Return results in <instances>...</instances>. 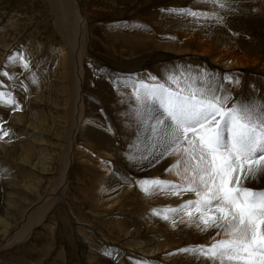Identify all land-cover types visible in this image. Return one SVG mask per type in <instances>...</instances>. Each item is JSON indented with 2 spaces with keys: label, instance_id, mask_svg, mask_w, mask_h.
Wrapping results in <instances>:
<instances>
[{
  "label": "rangeland",
  "instance_id": "obj_1",
  "mask_svg": "<svg viewBox=\"0 0 264 264\" xmlns=\"http://www.w3.org/2000/svg\"><path fill=\"white\" fill-rule=\"evenodd\" d=\"M15 1L20 2V0ZM173 1L175 0H164V3H168L167 7L171 8L172 5L169 4H173ZM197 1L191 0L194 4ZM26 2V6L19 5L20 8L18 6L16 11L15 8L12 9L15 6L13 0L12 3H6L8 8L7 6L5 8L0 0V10L6 12V19L0 20V27L7 30L6 33L3 30L4 35L0 36V91L3 90L0 93L6 97L0 99V128L8 132V136L0 139V144L2 143L0 232H3L0 233V242L4 239L5 230L8 231V228L20 221L23 212L34 206L45 190L53 186L55 181L57 182L65 150L63 144L66 143L71 116L69 111L71 94L70 91L68 92L71 84L67 78L68 72L66 75L63 74L65 80L60 78L61 70H65V66L60 65L58 57L64 55L66 58H71L68 45L73 37L71 34L69 36L59 31L57 18H54L48 4L46 5L43 0H26ZM122 2L124 3L123 0ZM129 2L125 1L124 4L127 6L123 3H112L111 0H82L80 3L84 8L83 15L87 26V30L83 32V47L87 45L82 50L84 54L81 65L84 71L82 72L84 109L82 130L80 129L75 137L73 164L70 163L65 180L68 184L61 200L38 219L40 222L34 224L31 228L33 231L27 232L24 240L14 239V242L12 238L4 247L0 244V264H98L101 261L97 260L101 256H109L111 261H102L100 264H219L218 261L206 259L192 251H178L191 249L194 246L211 245L221 237L216 235L217 229L201 231L196 226L198 218H194L190 223L189 218L182 212L170 214L168 220L162 218L166 208H178L187 200H194L196 197L193 194L174 196L167 191L152 189L146 194L139 187V181L145 178H158L172 184H180L183 182L184 169L181 166L179 169L173 168L167 171L178 160L175 154L165 156L156 162L153 153L159 149H153L154 141L150 131L138 125L134 114L136 108L134 93L143 84L165 82L167 76L174 74L180 77L182 72L193 77L195 84L192 83L193 81L191 83L197 88L211 89L216 83L213 88L217 87L218 95L231 97L226 105L229 108L241 101L264 102V98H259L262 91L256 84L247 80V77L252 75L248 74L253 69L252 65L259 64V59L264 55V39L248 37L245 40L242 47L244 51H240V60L243 62V66L240 67L245 68L246 71L240 67L224 69L225 67L221 64L217 65L209 54L207 56L205 53L206 56H203L204 46L199 49L198 44L194 43L187 47L173 41L172 36L151 29L153 19L157 24L161 23L159 26L165 27V22L159 20L161 15L158 17L160 12L166 10L165 6L153 4L152 0L149 1L150 3L146 0L141 2L137 0L139 5L136 0ZM200 4L206 6L204 0H201ZM135 6L138 8L136 9ZM149 16L150 24L147 21ZM171 18L173 19L172 15L168 16L166 22L174 23V19ZM6 21L9 23L8 26ZM4 22L6 25L3 24ZM16 25L18 28L15 27ZM133 31L135 36L138 34L140 38L147 33L152 35L153 48L147 49L144 48L145 44L128 43L122 39V36ZM219 36L220 33H214V38ZM205 38L211 40L210 37L205 36L201 40ZM222 38H225V35H222ZM21 49L24 51L21 52ZM25 63L29 64L26 68L23 66ZM173 70H176V73H173ZM180 79L181 86H186L187 81L183 77ZM197 81L199 86L196 84ZM47 83H51V87ZM40 90L44 93L42 94ZM8 98L14 100L17 105L23 104L21 109L13 108L8 103ZM151 108L154 116L159 115L158 105L154 103ZM57 116H62L58 123ZM15 120L19 121L18 124ZM11 136L13 137L10 138ZM23 142H29L33 147L35 145V151L26 158L23 156L24 149L21 145ZM41 147L46 149L45 158L52 157L49 160L50 167L48 165L43 167L46 163L40 154ZM39 158L42 160L39 161ZM171 159L176 162L174 160L172 162ZM16 170L21 172L18 173ZM175 170L180 171L181 176H178ZM14 176L20 179L17 180ZM25 177L32 180L26 182ZM260 177L257 179L248 177L252 181L248 188L254 187L253 190H257L261 187L257 191L264 190V176ZM243 182L245 183V180ZM256 184L259 187H256ZM7 185L9 187L13 185L12 191ZM244 186L247 187L245 184ZM137 189L138 192H135ZM4 193H7L6 198ZM149 249L151 252L147 251ZM172 255L175 256L176 261ZM133 256L136 261L133 260Z\"/></svg>",
  "mask_w": 264,
  "mask_h": 264
},
{
  "label": "snow or ice",
  "instance_id": "obj_2",
  "mask_svg": "<svg viewBox=\"0 0 264 264\" xmlns=\"http://www.w3.org/2000/svg\"><path fill=\"white\" fill-rule=\"evenodd\" d=\"M204 2L212 5V11H169L223 23L216 9L230 11L228 0ZM23 66L28 67L26 63ZM180 77L188 82L186 86H181ZM180 77L169 75L165 82L141 85L134 93V114L138 125L150 131L153 149H159L153 153L156 162L178 156L167 171L183 166V182L145 178L139 187L146 194L150 189L174 196L193 194L194 200L166 208L162 218L168 220L170 214L182 212L190 223L198 218L196 226L201 231L217 229L216 235L224 237L209 246L178 251H192L219 264H264V190L243 184L248 177L264 176V102L241 101L229 108L230 96L218 95L215 88H197L191 83L193 77L184 73ZM8 103L19 107L11 98ZM154 103L160 109L155 116ZM0 133V139L8 136L2 128ZM177 175L181 173L177 171Z\"/></svg>",
  "mask_w": 264,
  "mask_h": 264
},
{
  "label": "bare ground",
  "instance_id": "obj_3",
  "mask_svg": "<svg viewBox=\"0 0 264 264\" xmlns=\"http://www.w3.org/2000/svg\"><path fill=\"white\" fill-rule=\"evenodd\" d=\"M5 1V2H4ZM15 6L12 8L15 10L18 9V6H26L27 5V2L26 0H20L19 1H15ZM46 5L48 4V7L50 9V12L51 14H53L55 17L54 18H57L56 19V24L58 26V29L59 31L63 32V33H66V35L68 34H71L72 35V40H70L69 42V49H70V56L71 58L69 57H65L64 55L63 56H60L58 58H60L59 62H60V65L61 66H65V70L63 69L64 67H62V69L64 70H61V77L63 80L64 79V76L63 74L65 73L66 75V72H68V77L69 80H70V84H71V87L68 88V92L71 94V99H70V108L71 110L70 111V124H69V128L67 130V135H66V143L63 144L65 147H63V149L65 148L64 150V154H63V159H61V162H62V165H61V170H60V173H59V176H58V180L57 182L53 184V186H49L47 190H45V193L39 197L38 199V202L32 206L31 208H28L25 212H23V216L21 218L20 221L14 223V225L11 227V228H8L6 226V228H8L9 230H5V235L3 234L4 236V239L0 242V244H3V247L6 243H9L10 240L12 239V241H21V239L24 240V236L27 234V232H29L31 230V228L34 226V224L38 221V219H40L45 213H47L48 211H50L52 209V207L57 204L60 200H61V197L64 195L65 193V188L68 184V182H65V180L67 179V176H68V170H69V167H70V163L73 164V147H74V143H75V137H76V134L79 133V130L82 128V119H83V116H82V110L84 109L83 108V95H82V88H83V76H82V72L83 71V67H81L82 65V55L84 54L82 50H84V47L87 45L86 42L85 46L83 47V41H84V35H83V32L85 30H87V26H86V21L84 19V15H83V6L80 4L82 0H43ZM105 1V0H103ZM110 1V0H109ZM124 3L126 0H123ZM139 2L143 1V0H138ZM147 2H151V0H146ZM153 1V4H158L160 7L161 6H165L164 8L166 9L165 11L163 12H160L158 14V17L159 15H161V17H159V20L161 22H165V27L163 25H160L161 23H156V20H154V22L152 23V30L153 31H157V32H161V33H166L167 35H170L172 36V39L173 41H175L176 43H180V44H183V45H187L188 46H191L192 44L194 45V43H197L198 44V48L202 49V46H204V55L203 56H206L207 54H209L214 62L218 65V64H221L223 65L225 68L224 69H231V68H238L240 66H243V62L240 60V51H244L242 49L243 47V44L245 43V40L248 39V37H254L255 39H259V40H263L264 39V0H228V8L231 9L230 11L229 10H223L221 11L220 9H216V11L220 12V14L222 15L223 17V23L221 24H217L215 22V20L213 19H205V18H199V19H196L194 20L193 17L191 16H180V15H177L175 12H172V11H169V10H174V9H195V10H199V11H212V5H207L204 6V5H201L200 2L201 0H195L197 1L196 4H194V2H191L187 0V2H185V0H175L173 1V4L172 1L169 5H172V7L169 8L167 7L168 3H164V0H152ZM3 2V5L5 6L6 8V3L7 2H11L12 3V0H2ZM112 3L114 2H117V3H121L122 0H111ZM129 2V0H128ZM135 2V1H134ZM133 2V3H134ZM139 2H137L136 0V3L139 5ZM149 2V3H150ZM166 2V1H165ZM168 2V1H167ZM123 3V2H122ZM121 3V4H122ZM123 3V4H124ZM130 3V2H129ZM144 3V2H143ZM2 4V3H1ZM8 4V3H7ZM14 4V3H13ZM132 4V2H131ZM130 4V5H131ZM135 4V5H137ZM153 4H150V5H153ZM203 4V3H202ZM126 5V4H124ZM129 5V6H130ZM133 5V4H132ZM131 5V6H132ZM156 5V6H158ZM19 6V8H20ZM127 6V5H126ZM128 6V7H129ZM1 7V6H0ZM133 7V6H132ZM136 7V6H135ZM153 7V6H152ZM155 7V6H154ZM3 8V7H2ZM8 8V6H7ZM10 8V7H9ZM23 8V7H22ZM124 8V7H123ZM134 8V7H133ZM132 8V9H133ZM138 7H136L137 9ZM149 8H151L149 6ZM130 9V7L128 8ZM146 9V8H145ZM124 11L125 8L123 9ZM131 10V9H130ZM17 11V10H16ZM120 11V10H119ZM124 11H121V12H124ZM142 11V10H141ZM147 11V10H145ZM133 12V11H132ZM138 12V11H137ZM5 13L3 10L1 11L0 10V20L4 18V20L6 19L5 18ZM127 13V11H126ZM140 13V12H139ZM145 13V12H144ZM10 15V14H9ZM19 15V14H18ZM21 15V14H20ZM172 15L173 16V21L174 23H167L166 21H168V16ZM154 16V15H153ZM18 17V16H17ZM134 18V17H133ZM153 18V17H152ZM151 18V20H152ZM11 19V18H10ZM8 20V19H7ZM142 20V19H141ZM147 20V19H146ZM171 20V21H172ZM144 21V20H143ZM148 23L150 21V16H149V19L147 20ZM146 21V22H147ZM172 21V22H173ZM7 22V21H6ZM152 22V21H151ZM1 23V22H0ZM12 23V22H11ZM10 23V25H11ZM137 23V22H136ZM5 24V22L3 23ZM7 26H8V22L6 23ZM5 24V25H6ZM16 24V23H15ZM150 24V23H149ZM148 24V25H149ZM157 26H156V25ZM168 24V25H167ZM9 25V26H10ZM146 25V24H144ZM4 26V25H3ZM13 26V25H12ZM141 26V25H140ZM150 26V25H149ZM149 26L147 28H149ZM156 26V27H155ZM163 26V28H162ZM15 27L18 28V26L16 25ZM146 27V26H145ZM2 26L0 27V36L4 35V32L3 30L5 29H1ZM6 28V27H4ZM14 28V27H11V29ZM120 28V26H119ZM131 28V27H130ZM134 28V27H132ZM138 28V27H137ZM141 28V27H140ZM144 28V26H143ZM142 28V29H143ZM16 29V28H15ZM141 29V31H142ZM145 29V28H144ZM143 29V30H144ZM116 30V29H115ZM130 29H128L129 31ZM133 29H131L132 31ZM149 30V29H148ZM7 30H5V33H6ZM118 31H120L118 29ZM139 31V29H138ZM140 31V32H141ZM146 31V30H145ZM151 31V30H150ZM17 32V30H16ZM120 32H123V31H120ZM139 32V33H140ZM147 32V31H146ZM152 32V31H151ZM217 32V33H220V38L219 37H215L214 38V33ZM115 33V32H114ZM113 33V34H114ZM116 33H118L116 31ZM123 34V33H122ZM145 34V33H144ZM142 33V35H144ZM6 35V34H5ZM74 35V36H73ZM92 35V34H91ZM116 35V34H115ZM118 35V34H117ZM124 35V34H123ZM137 36H135V33L134 31L133 32H129L127 34H125L124 36H122L123 40L126 41V42H135L139 45H142V44H145L146 47L144 48H153V42L154 41V37L152 35H149L148 33L144 35L143 38H140V36L138 37V34H136ZM140 35V34H139ZM219 35V34H218ZM222 35H225V38H222ZM70 36V35H69ZM86 36V34H85ZM210 37L211 40H208L207 38H205L204 40H201L203 37ZM3 38V37H2ZM1 38V39H2ZM69 38V37H68ZM5 41V40H4ZM3 41V42H4ZM88 41V40H87ZM1 42V41H0ZM37 42V41H36ZM253 43V42H252ZM7 44V43H6ZM250 44V43H249ZM261 44V43H260ZM251 45V44H250ZM61 46V45H60ZM66 46V45H65ZM246 46H248V44H246ZM252 46V45H251ZM263 46V45H262ZM21 47V46H20ZM83 47V49H82ZM64 48V47H62ZM246 48V47H245ZM252 48V47H251ZM257 48V47H256ZM255 48V49H256ZM260 48V47H258ZM20 49V48H19ZM18 49V50H19ZM30 49V48H29ZM58 49V48H57ZM191 49L193 50V48L191 47ZM190 49V50H191ZM197 49V48H196ZM247 49V48H246ZM250 49V48H249ZM254 49V51H255ZM262 49V48H261ZM60 50V49H59ZM64 50V49H63ZM61 50V51H63ZM253 50V49H252ZM21 52H23L24 50L21 49L20 50ZM248 51V50H246ZM246 51H245V55H246ZM195 52V51H194ZM193 52V53H194ZM198 52V51H197ZM197 52H196V55H197ZM250 52V51H249ZM32 53V52H31ZM59 53H61L59 51ZM58 53V55H59ZM63 53V52H62ZM67 53V52H66ZM202 53V52H200ZM206 53V55H205ZM258 53V52H257ZM2 54V53H1ZM9 54V53H8ZM34 54V53H33ZM248 54V53H247ZM254 54V53H253ZM11 55V54H10ZM22 55V54H21ZM30 55V54H29ZM36 55V54H35ZM252 55V54H251ZM208 56V55H207ZM255 56V55H254ZM257 56V55H256ZM262 56V55H261ZM19 57V56H18ZM246 57V56H245ZM251 57V56H250ZM12 58V57H11ZM10 58V59H11ZM20 58V57H19ZM206 58V57H205ZM208 58V57H207ZM210 58V57H209ZM256 58V57H255ZM253 57V59H255ZM259 58V57H258ZM14 59V58H13ZM55 59V58H54ZM4 60V59H3ZM15 60V59H14ZM28 60V59H27ZM63 60H66V62H63ZM212 60V59H211ZM246 60V59H245ZM248 60V59H247ZM21 61V60H20ZM19 61V62H20ZM30 61V60H29ZM210 61V60H209ZM39 62V60H38ZM18 63V62H17ZM21 63V62H20ZM258 63H254L252 65V70L248 73L250 76H246L247 77V80L250 82V83H253V84H256L258 86V88L262 91V95L259 97V98H264V55L259 59V64L257 65ZM29 65V64H28ZM59 65V66H60ZM257 65V66H256ZM33 66V65H32ZM35 66V65H34ZM58 66V67H59ZM249 66V65H248ZM37 67V66H35ZM96 67V66H95ZM242 69L245 70V68L243 67H240ZM4 69V68H3ZM61 69V68H60ZM241 69V70H242ZM247 69V68H246ZM54 70V69H53ZM164 70H167V69H164ZM243 70V71H244ZM35 71V70H34ZM43 71V70H41ZM246 71V70H245ZM33 72V71H32ZM60 72V71H59ZM176 73V70H173V73ZM248 72V70H247ZM247 72H246V75H247ZM45 73V72H44ZM168 73V72H167ZM180 73V72H179ZM177 72V74H179ZM182 73V72H181ZM191 73V72H190ZM36 74V73H35ZM47 74V73H46ZM242 74V73H241ZM45 75V74H44ZM174 75V74H173ZM19 76V75H18ZM179 76V75H178ZM194 76V75H193ZM2 78V77H1ZM45 78V77H44ZM200 78V77H199ZM198 78V80H199ZM48 79V78H47ZM56 79V78H55ZM182 79V78H181ZM196 79V77H195ZM48 81V80H47ZM45 81V82H47ZM193 81V80H192ZM195 81V80H194ZM192 82L195 84V82ZM246 81V80H245ZM4 82V81H3ZM10 82V81H9ZM36 82V81H35ZM44 82V81H43ZM44 82V83H45ZM52 82V81H51ZM182 82V81H181ZM38 83V82H37ZM36 83V84H37ZM41 83V82H40ZM188 83V82H187ZM198 83V81L196 82V84ZM206 83V82H205ZM223 83V82H222ZM221 83V85H223ZM48 85H50L49 83H47ZM68 84V83H67ZM182 84V83H181ZM193 84V85H194ZM216 84V83H215ZM215 84H213L215 86ZM220 84V83H219ZM3 85V84H2ZM46 85V86H48ZM200 84H197V86H199ZM212 85V88L214 87ZM217 85V84H216ZM34 86V85H33ZM196 86V85H195ZM202 86V85H201ZM211 86V85H210ZM5 87V86H4ZM31 87V86H30ZM39 87V86H38ZM41 87V86H40ZM51 87V85H50ZM49 87V88H50ZM23 88V87H22ZM37 88V86H36ZM55 88V87H54ZM53 88V89H54ZM175 88V87H174ZM199 88V87H198ZM217 87H215L216 89ZM12 89V88H11ZM10 89V90H11ZM31 89V88H30ZM39 89V88H38ZM37 89V90H38ZM59 89V88H58ZM9 90V89H8ZM43 90V89H42ZM228 90V89H227ZM3 91V90H2ZM0 91V92H2ZM44 91V90H43ZM43 91L40 90V92L42 93ZM223 91V90H222ZM260 91V92H261ZM66 92V91H65ZM64 92V93H65ZM67 92V93H68ZM218 92V91H217ZM226 92V91H225ZM44 93V92H43ZM42 93V94H43ZM62 93V92H61ZM219 93V92H218ZM224 93V92H223ZM227 93V92H226ZM229 93V92H228ZM227 93V94H228ZM231 93V91H230ZM2 95H0V99L2 98H6L5 95L3 93H0ZM60 94V92H59ZM66 94V93H65ZM64 94V95H65ZM235 94V93H234ZM41 95V94H40ZM67 95V94H66ZM26 96V95H25ZM232 96V95H231ZM66 97V96H65ZM28 98V97H27ZM133 98V97H132ZM9 99V98H8ZM55 99V98H54ZM7 100V99H6ZM17 102V101H16ZM16 104V103H15ZM59 104V103H58ZM54 105V104H53ZM21 109V106H23V104L20 106V104L18 105ZM18 107V109H19ZM14 108V107H13ZM24 108V107H23ZM16 109V108H15ZM14 110V109H12ZM17 110V109H16ZM26 110V109H25ZM18 113V112H17ZM29 113V112H28ZM59 114V113H58ZM16 116V114H15ZM34 116V115H33ZM36 116V115H35ZM34 116V117H35ZM51 116V115H50ZM56 116V115H55ZM66 116V115H64ZM21 117V115H20ZM17 118V117H16ZM23 118V117H21ZM29 118V117H28ZM31 119V118H30ZM62 119V116H57L56 117V121L57 123L60 122V120ZM65 119V117H64ZM63 119V121H64ZM24 120V119H23ZM17 122H19L18 120H15ZM21 121V120H20ZM29 121V120H27ZM54 121V120H53ZM23 122V121H22ZM30 122V121H29ZM55 122V121H54ZM18 124V123H17ZM60 124V123H59ZM29 125V124H28ZM18 126V125H17ZM22 126V124H21ZM24 126V125H23ZM55 126V125H54ZM64 126V125H63ZM85 127V126H84ZM18 127H16L17 129ZM23 128V127H22ZM55 129V127H53ZM7 129V128H6ZM12 129V128H11ZM27 129V128H26ZM34 129V128H33ZM84 129V128H83ZM19 130V129H17ZM16 130V131H17ZM22 130V129H20ZM24 130V128H23ZM29 130V129H28ZM52 130V129H51ZM82 130V129H81ZM6 131V130H5ZM10 131V130H9ZM55 132V130H53ZM18 132V131H17ZM21 132V131H19ZM26 132V131H25ZM15 135V134H14ZM56 135V134H55ZM10 136V135H9ZM13 136H11L10 138H12ZM9 138V137H8ZM17 139H19L17 136H16ZM49 138V137H48ZM47 138V139H48ZM62 138V137H61ZM4 139V138H3ZM14 139V138H13ZM10 140V139H9ZM50 140V139H49ZM77 140V139H76ZM13 141V140H12ZM22 141V140H21ZM44 142V141H43ZM18 143V142H17ZM16 143V144H17ZM2 144V143H1ZM0 144V146H1ZM8 144V143H7ZM76 144V143H75ZM10 145V143H9ZM22 148L24 149V153H23V156L26 158L28 157L29 154H31L33 151H35V145L34 147L29 143V142H23L22 144ZM45 145V144H44ZM15 146V145H14ZM13 146V147H14ZM19 146V145H18ZM12 147V149H13ZM11 148V147H10ZM21 148V150H22ZM49 148V147H48ZM3 149V148H2ZM19 150V149H18ZM46 149L44 148H40V151H41V156L44 160V168L47 167H50L49 166V160L52 158H45L44 157V151ZM52 150V149H51ZM10 151V149H9ZM8 152V151H7ZM12 153V151H10ZM17 152V151H16ZM75 152V151H74ZM15 153V152H14ZM57 153V152H56ZM9 154V152H8ZM7 154V155H8ZM19 154V153H17ZM25 154V155H24ZM2 155V154H1ZM22 155V154H21ZM22 156V157H23ZM57 156V155H56ZM5 157V156H4ZM42 158H39V161L42 160ZM176 159V157H175ZM177 159H178V156H177ZM176 159V160H177ZM172 160V159H171ZM174 160V159H173ZM172 160V162H173ZM175 161V160H174ZM34 162V160H33ZM52 162V161H51ZM176 162V161H175ZM37 163V162H36ZM41 163V162H40ZM34 164V163H33ZM174 164V163H173ZM36 165V164H35ZM33 167V165H32ZM181 168V167H180ZM20 169V168H19ZM184 169V168H183ZM48 170V168H46V171ZM112 170V169H111ZM17 171V170H16ZM54 171V170H53ZM176 171V170H175ZM18 172V171H17ZM16 172V173H17ZM21 172V171H20ZM18 172V173H20ZM68 172V173H67ZM177 172V171H176ZM180 172V171H179ZM11 173V171H10ZM172 173V172H171ZM25 174V173H24ZM52 174V173H51ZM14 175V174H13ZM16 175V174H15ZM19 175V174H18ZM22 175V173H21ZM26 176V175H25ZM28 176V175H27ZM26 176V177H27ZM9 177H10V174H9ZM15 179L19 180L16 176H14ZM13 177V179H14ZM23 177V175H22ZM28 182V178H26ZM35 177V176H34ZM8 178V177H7ZM12 178V177H11ZM30 178V177H29ZM261 178V177H260ZM264 178V177H263ZM38 179V177H36V180ZM32 180V179H30ZM29 180V181H30ZM35 180V179H34ZM34 180L32 182H34ZM7 181V180H5ZM16 181V180H15ZM48 181V179H47ZM244 181V180H243ZM254 181V180H253ZM258 181V180H256ZM260 181V180H259ZM262 181V180H261ZM35 182H38V181H35ZM40 182V180H39ZM2 183V182H1ZM14 184V181L12 182ZM16 183V182H15ZM31 183V182H30ZM244 183V182H243ZM255 183V181H254ZM7 184V183H6ZM18 184H21V183H18ZM247 187L250 186L252 184V181L247 178L245 180V183H244ZM259 184V183H257ZM256 184V185H257ZM17 185V184H16ZM15 185V186H16ZM25 185H28V184H25ZM49 185V184H48ZM255 185V186H256ZM9 187V185H7ZM21 186V185H20ZM32 186V185H30ZM13 187V185L11 186ZM10 188V190L12 191V189ZM18 187V186H17ZM29 187V186H28ZM256 187H259L258 185ZM7 188V187H6ZM8 188V189H9ZM30 188V187H29ZM134 188V187H133ZM139 188V187H138ZM261 187H259V189L257 190H260ZM7 189V190H8ZM32 189V187H31ZM140 189V188H139ZM254 189V187H253ZM264 189V188H263ZM1 190V189H0ZM6 190V189H5ZM15 191V190H14ZM4 192V191H2ZM135 192H138V189L135 191ZM2 194V193H1ZM0 194V195H1ZM6 194L7 193H4V196L6 198ZM155 196V195H153ZM168 196V195H167ZM169 197V196H168ZM132 199V198H131ZM173 199V198H172ZM6 200V199H5ZM12 202V201H11ZM9 203V202H8ZM8 203H6L8 205ZM136 203V202H135ZM12 204V203H11ZM2 205V204H1ZM2 207V206H1ZM9 208V206H8ZM2 209V208H1ZM19 211V209H17ZM3 210H1L2 212ZM6 211V210H5ZM4 211V213H5ZM41 211V212H40ZM7 214V213H6ZM21 214V213H20ZM4 215V214H3ZM2 215V216H3ZM8 215V214H7ZM1 218V217H0ZM44 218V217H43ZM0 221H2V219H0ZM8 221V220H7ZM4 222V220H3ZM40 221H38L37 223H39ZM19 223V224H18ZM36 223V224H37ZM1 224V222H0ZM3 224V223H2ZM6 224V223H5ZM4 224V226H5ZM16 224H18L16 226ZM35 224V225H36ZM7 225V224H6ZM5 228V227H4ZM3 229V227H2ZM1 230V229H0ZM216 230V229H215ZM33 231V230H31ZM214 232V230H212ZM217 231V230H216ZM2 232V231H1ZM0 232V233H1ZM3 233V232H2ZM30 235V234H29ZM2 236V235H1ZM2 236V238H3ZM224 238L223 236L220 237V239ZM1 239V238H0ZM26 239V238H25ZM146 240V239H145ZM152 240V239H151ZM154 240V239H153ZM9 241V242H8ZM14 241V242H15ZM148 241V239H147ZM146 243V242H145ZM150 245V244H149ZM146 247V246H145ZM6 249V248H5ZM111 250V249H110ZM114 251V250H113ZM148 252L150 251L147 250ZM108 252V251H107ZM151 252V251H150ZM91 253V252H90ZM154 253V252H153ZM130 253H127V255H129ZM112 255V254H111ZM131 255V254H130ZM129 255V256H130ZM174 255V254H173ZM172 255V256H173ZM91 256V255H90ZM201 256V255H200ZM175 258V256H173ZM90 259V258H88ZM133 260H134V256H133ZM171 260H174V259H171ZM178 260V259H177ZM97 261H111V257L109 256H101ZM96 261V262H97ZM136 261V259L134 260ZM175 261H176V258H175ZM100 262V263H101ZM172 262V261H171ZM98 263V264H100ZM97 264V263H96ZM104 264V263H103ZM108 264V263H107Z\"/></svg>",
  "mask_w": 264,
  "mask_h": 264
}]
</instances>
